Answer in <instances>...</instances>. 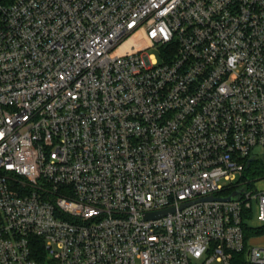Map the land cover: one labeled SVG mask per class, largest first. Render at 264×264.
<instances>
[{
  "label": "built area",
  "instance_id": "2783aa9c",
  "mask_svg": "<svg viewBox=\"0 0 264 264\" xmlns=\"http://www.w3.org/2000/svg\"><path fill=\"white\" fill-rule=\"evenodd\" d=\"M257 148L264 0H0V264H264Z\"/></svg>",
  "mask_w": 264,
  "mask_h": 264
},
{
  "label": "trees",
  "instance_id": "16d2710c",
  "mask_svg": "<svg viewBox=\"0 0 264 264\" xmlns=\"http://www.w3.org/2000/svg\"><path fill=\"white\" fill-rule=\"evenodd\" d=\"M248 174L250 175V177L248 176ZM262 176H264V158H255V160L250 164V167L245 172V177L254 180ZM243 229L246 243L251 237L264 235V226L260 228H254L253 226L244 225ZM246 260V251H243L241 253H234L231 260V264H246Z\"/></svg>",
  "mask_w": 264,
  "mask_h": 264
},
{
  "label": "rangeland",
  "instance_id": "374dc122",
  "mask_svg": "<svg viewBox=\"0 0 264 264\" xmlns=\"http://www.w3.org/2000/svg\"><path fill=\"white\" fill-rule=\"evenodd\" d=\"M152 54H156L157 56H159V53L157 51H152ZM260 154H264V150H262L261 148H257L254 153H253V156H258ZM248 176L250 177V175L248 174ZM251 179V178H249ZM253 180V179H251ZM255 185H257V187L261 190H264V181H260L258 184L257 182H254ZM222 184L224 185H228L227 182H224L222 181ZM254 185V187H255ZM258 211L257 209L255 208L254 210V214H253V217L252 219L250 220V224L254 227V228H260V227H263L264 226V223H261L258 218ZM252 246H255V247H260V248H264V235H259V236H254V237H251L248 241ZM212 264H218V263H212Z\"/></svg>",
  "mask_w": 264,
  "mask_h": 264
},
{
  "label": "water",
  "instance_id": "95a60500",
  "mask_svg": "<svg viewBox=\"0 0 264 264\" xmlns=\"http://www.w3.org/2000/svg\"><path fill=\"white\" fill-rule=\"evenodd\" d=\"M255 159L252 158L251 160H249L248 162V165H247V168L250 167V164L254 161ZM239 194V191H236L233 193V195L231 197H228V198H215V197H207L205 199H202L201 201H232V200H235L236 197L238 196ZM190 204V203H189ZM189 204H185L183 205L182 208L188 206ZM174 212V209H167V210H163V211H160V212H156V213H150L147 215V219H159V218H163L165 216H167L168 213H172ZM247 259H249V253L247 254Z\"/></svg>",
  "mask_w": 264,
  "mask_h": 264
}]
</instances>
